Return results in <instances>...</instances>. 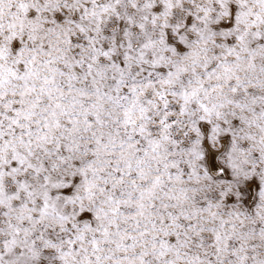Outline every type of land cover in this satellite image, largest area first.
I'll list each match as a JSON object with an SVG mask.
<instances>
[{
	"label": "snow or ice",
	"instance_id": "obj_1",
	"mask_svg": "<svg viewBox=\"0 0 264 264\" xmlns=\"http://www.w3.org/2000/svg\"><path fill=\"white\" fill-rule=\"evenodd\" d=\"M0 264H264V0H0Z\"/></svg>",
	"mask_w": 264,
	"mask_h": 264
}]
</instances>
